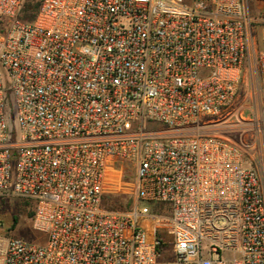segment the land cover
Wrapping results in <instances>:
<instances>
[{"label":"built area","instance_id":"obj_1","mask_svg":"<svg viewBox=\"0 0 264 264\" xmlns=\"http://www.w3.org/2000/svg\"><path fill=\"white\" fill-rule=\"evenodd\" d=\"M25 1L0 0V199L43 238L0 232V264H156L154 221L171 264H264V161L222 134L244 76L264 98L249 0ZM117 159L128 213L102 204Z\"/></svg>","mask_w":264,"mask_h":264},{"label":"rangeland","instance_id":"obj_2","mask_svg":"<svg viewBox=\"0 0 264 264\" xmlns=\"http://www.w3.org/2000/svg\"><path fill=\"white\" fill-rule=\"evenodd\" d=\"M42 0H26L24 12L20 13V19L24 22H31V17L35 10L33 7L40 4ZM26 9V11H25ZM250 12L258 18L264 20V0H249ZM256 37H258V31ZM261 123H264V98L255 95L252 84L245 76L239 85L237 97L234 102L232 112L227 118L228 125L223 128L225 136L230 137L235 142H243L249 146V152L255 156L247 157L246 163L251 167L264 161V157L259 156L257 150L264 148V133L261 132V138L258 140L257 129ZM261 125V124H260ZM155 128H160L154 125ZM257 152V154H256ZM116 171L113 172L112 185L110 192H107L102 200L103 208L119 213H128L135 203L134 187L136 168L133 163L117 159ZM35 203L22 198L0 199V222L2 224L0 232L7 236H14L29 242H40L43 236L32 229L31 219L34 214ZM153 211L164 212L163 206H151ZM17 223L12 227L13 218ZM154 227V233L157 234L161 227V235L165 240L162 252L159 254L156 264H171L173 262V252L171 238L166 232V223L154 221L150 223Z\"/></svg>","mask_w":264,"mask_h":264},{"label":"trees","instance_id":"obj_3","mask_svg":"<svg viewBox=\"0 0 264 264\" xmlns=\"http://www.w3.org/2000/svg\"><path fill=\"white\" fill-rule=\"evenodd\" d=\"M40 3H41V2H40ZM25 6H26V2H25V4H24V6H23L21 12L24 10V7H25ZM39 6H40V4H36V5L33 7V9L35 10V13H34V15L31 17V20H32V18H33V19L35 18V15H36V12H37L38 9H39ZM25 11H26V9H25ZM23 12H24V11H23ZM32 21H33V20H32ZM16 223H17V220H16V218L14 217V218H13V224H12V227H13V228H15Z\"/></svg>","mask_w":264,"mask_h":264},{"label":"crops","instance_id":"obj_4","mask_svg":"<svg viewBox=\"0 0 264 264\" xmlns=\"http://www.w3.org/2000/svg\"><path fill=\"white\" fill-rule=\"evenodd\" d=\"M250 166V165H249ZM256 166V165H255Z\"/></svg>","mask_w":264,"mask_h":264}]
</instances>
